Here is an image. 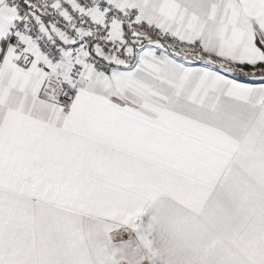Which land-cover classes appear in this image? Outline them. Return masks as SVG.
Returning <instances> with one entry per match:
<instances>
[{
    "label": "snow or ice",
    "instance_id": "6c2138e0",
    "mask_svg": "<svg viewBox=\"0 0 264 264\" xmlns=\"http://www.w3.org/2000/svg\"><path fill=\"white\" fill-rule=\"evenodd\" d=\"M0 264H264V0H0Z\"/></svg>",
    "mask_w": 264,
    "mask_h": 264
}]
</instances>
